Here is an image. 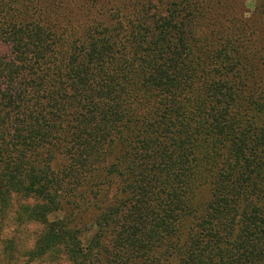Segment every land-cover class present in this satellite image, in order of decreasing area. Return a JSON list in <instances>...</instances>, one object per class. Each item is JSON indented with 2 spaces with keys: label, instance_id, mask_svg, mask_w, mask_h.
<instances>
[{
  "label": "trees",
  "instance_id": "1",
  "mask_svg": "<svg viewBox=\"0 0 264 264\" xmlns=\"http://www.w3.org/2000/svg\"><path fill=\"white\" fill-rule=\"evenodd\" d=\"M200 6L0 0V264H264V54Z\"/></svg>",
  "mask_w": 264,
  "mask_h": 264
},
{
  "label": "rangeland",
  "instance_id": "2",
  "mask_svg": "<svg viewBox=\"0 0 264 264\" xmlns=\"http://www.w3.org/2000/svg\"><path fill=\"white\" fill-rule=\"evenodd\" d=\"M195 1L202 3L198 8L202 21V26L197 28L199 32L223 30L236 44L242 48L247 46L251 54L258 52L259 47L264 54V0ZM260 80L264 81V76ZM31 230L34 232L35 226Z\"/></svg>",
  "mask_w": 264,
  "mask_h": 264
}]
</instances>
